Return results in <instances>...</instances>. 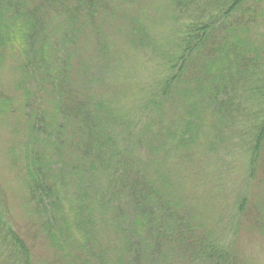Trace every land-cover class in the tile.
<instances>
[{"label": "trees", "instance_id": "16d2710c", "mask_svg": "<svg viewBox=\"0 0 264 264\" xmlns=\"http://www.w3.org/2000/svg\"><path fill=\"white\" fill-rule=\"evenodd\" d=\"M124 1L0 0V59L11 39L23 59L18 109L11 98L0 107L20 113L14 144L21 145L27 199L49 264H246L233 248L235 233L252 228L264 236L253 194L264 193V48L249 38L261 2L164 0L179 33L156 50L136 18L142 13L125 12ZM110 20L129 48L149 51L162 66L156 93L142 103L150 122L143 128L127 125L93 94L100 84L83 64L81 73L72 67L86 36L93 61L110 60L111 45L101 37ZM169 107L179 117L163 126ZM225 140L243 180L226 219L231 240L223 244V227L205 216L213 203L196 205L186 189L197 173L228 179L229 164L212 149ZM7 234L13 264H38L28 238Z\"/></svg>", "mask_w": 264, "mask_h": 264}, {"label": "rangeland", "instance_id": "374dc122", "mask_svg": "<svg viewBox=\"0 0 264 264\" xmlns=\"http://www.w3.org/2000/svg\"><path fill=\"white\" fill-rule=\"evenodd\" d=\"M150 2L154 3L153 7ZM259 5L260 16L256 17V23L251 27L249 38L256 44L264 48V0H260ZM125 12L136 14L139 10L142 16L139 22L145 24L146 34L150 37L151 44L156 48H168L173 43L179 33L177 23L171 21L170 15L166 12L164 0H125ZM150 7V8H149ZM152 8V9H151ZM119 16L120 13H117ZM111 25L102 29L101 37H104L110 43V52L112 57L110 60L103 62L93 61L95 55L91 53L89 46L90 37L83 38L80 51L76 52L73 57L72 67L75 72L83 71L85 76L89 77L91 83H99L93 93L105 98L108 103L117 111H121L126 118L124 122L129 126L143 128L150 122L146 115L147 107H143L142 103L149 100L152 94L156 93L155 85L163 78L160 62L150 58L148 53L136 52L129 48L126 39L119 37L116 33V24L110 20ZM19 41L11 39L8 45L1 53L0 59V101L7 102V98H11L13 109H18L15 102L19 101L18 94L14 91L15 81L20 77V69L22 57L19 51ZM99 60V58L97 57ZM112 59V62H111ZM98 72V75L96 74ZM100 72V73H99ZM103 73L107 74L103 78ZM90 75V76H89ZM17 82V81H16ZM150 109L152 105L150 104ZM165 111L166 115L162 117L161 125L167 123L170 125L172 120L177 121L179 113L171 110ZM19 112H10L0 107V264H13L17 259L15 248L7 234L12 231L21 238H28L27 242L31 246V251L38 264L44 262L49 264L52 259L51 254L45 249L37 228L34 226V218L31 216V205L27 199L26 177L24 176L23 154L21 145L14 144L16 135L22 133L18 124L17 117ZM160 125L155 123L152 128ZM222 148H212L217 151V158H221L229 164L226 174H218L220 178H215L205 173H197L199 179L190 186L187 185V191L193 196V202L196 205L211 202L213 206L205 212L206 218L211 223H220L223 227L221 235L223 244L231 240V235L226 232V219L230 211V207L235 198L237 191L241 189L243 175L240 170V160L235 157L233 160L227 156L234 151L232 141L225 140ZM142 158L147 155L142 153ZM167 170L175 171L176 168L169 167ZM229 184L233 188H229ZM252 187H249V192ZM255 201L260 202L261 211L264 213V193L261 188L253 191ZM215 195V196H214ZM248 231L242 230L236 232V239L233 248L238 251L239 257L246 264H264V236L252 228ZM13 234V235H14ZM11 235V233H10ZM25 241V240H24Z\"/></svg>", "mask_w": 264, "mask_h": 264}]
</instances>
